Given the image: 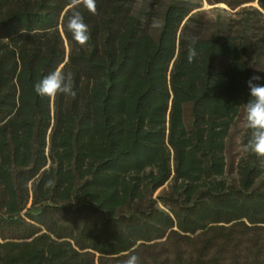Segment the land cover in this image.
Returning a JSON list of instances; mask_svg holds the SVG:
<instances>
[{
    "label": "trees",
    "instance_id": "trees-1",
    "mask_svg": "<svg viewBox=\"0 0 264 264\" xmlns=\"http://www.w3.org/2000/svg\"><path fill=\"white\" fill-rule=\"evenodd\" d=\"M69 2L0 0V264H264V157L244 151L264 25L209 32L180 2L96 0L80 45ZM61 66L75 98L38 95Z\"/></svg>",
    "mask_w": 264,
    "mask_h": 264
},
{
    "label": "clouds",
    "instance_id": "clouds-1",
    "mask_svg": "<svg viewBox=\"0 0 264 264\" xmlns=\"http://www.w3.org/2000/svg\"><path fill=\"white\" fill-rule=\"evenodd\" d=\"M81 6L93 14L96 13V0H70L68 8L71 15L67 20V29L78 44L85 45L90 39V32L83 13L79 10ZM151 26L159 27L155 20ZM195 55V49L189 48V62ZM261 79V76L254 75L246 82L250 99L245 104L244 127L250 130V138L244 145V151L264 157V84L257 83ZM34 91L41 97L46 96L50 99L59 94L75 98L73 74L70 71L65 73L63 66L58 67L37 82L34 85ZM124 264H140L139 258L136 255H130Z\"/></svg>",
    "mask_w": 264,
    "mask_h": 264
},
{
    "label": "rangeland",
    "instance_id": "rangeland-1",
    "mask_svg": "<svg viewBox=\"0 0 264 264\" xmlns=\"http://www.w3.org/2000/svg\"><path fill=\"white\" fill-rule=\"evenodd\" d=\"M209 0H165V4L171 2H180L184 4L191 12V15H202L208 22L209 32L229 33L231 35H241L244 33L250 36L254 33L255 26L264 25V10L260 9L257 2L245 4L235 10L229 9L226 5L211 4ZM212 1V0H210ZM241 135V124L238 123L234 129V134L228 146L229 157L235 162L241 155L239 137ZM231 175L228 176H233ZM164 185L154 193V197L163 189Z\"/></svg>",
    "mask_w": 264,
    "mask_h": 264
}]
</instances>
